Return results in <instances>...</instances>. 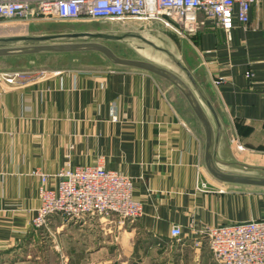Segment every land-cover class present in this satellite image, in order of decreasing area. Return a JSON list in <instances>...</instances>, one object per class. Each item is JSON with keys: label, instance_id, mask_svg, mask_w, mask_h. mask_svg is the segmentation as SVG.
<instances>
[{"label": "crops", "instance_id": "0c3cea01", "mask_svg": "<svg viewBox=\"0 0 264 264\" xmlns=\"http://www.w3.org/2000/svg\"><path fill=\"white\" fill-rule=\"evenodd\" d=\"M184 44V62L223 131L218 148L213 140V158H264V1L248 25L236 22L231 40L210 22ZM97 55L56 56L67 64L44 71L35 62L30 70L0 67V264L42 260L32 225L42 182L33 173L99 164L132 178L143 214L125 228L83 230L57 220V256L77 253L62 264H215L206 231L264 220V188L211 175L205 127L176 86ZM16 72L22 77L7 84L2 75ZM28 245L36 252L30 255Z\"/></svg>", "mask_w": 264, "mask_h": 264}, {"label": "built area", "instance_id": "2783aa9c", "mask_svg": "<svg viewBox=\"0 0 264 264\" xmlns=\"http://www.w3.org/2000/svg\"><path fill=\"white\" fill-rule=\"evenodd\" d=\"M264 0H0V21L38 23H136L160 26L182 39L203 31L208 23L231 40L234 26L250 22L253 7ZM14 85L22 76L2 75ZM217 82V84H219ZM241 151L242 146L238 147ZM41 179L40 206L33 228L50 232L54 220L78 229L133 226L143 214L133 194V180L103 165H67L57 175L33 173ZM54 178L55 187L49 186ZM57 184V185H56ZM206 188V187H205ZM173 236L181 234L175 229ZM52 235V233H51ZM204 242L215 264H264V220L208 229Z\"/></svg>", "mask_w": 264, "mask_h": 264}, {"label": "water", "instance_id": "95a60500", "mask_svg": "<svg viewBox=\"0 0 264 264\" xmlns=\"http://www.w3.org/2000/svg\"><path fill=\"white\" fill-rule=\"evenodd\" d=\"M111 45L128 47L139 59L119 56ZM174 45L170 38L156 30L29 34L0 37V61L96 53L116 69L144 71L163 78L184 94L205 127L207 167L211 175L227 184L264 188V167L225 160L218 156L213 158V140L218 148L223 133L218 115Z\"/></svg>", "mask_w": 264, "mask_h": 264}, {"label": "rangeland", "instance_id": "374dc122", "mask_svg": "<svg viewBox=\"0 0 264 264\" xmlns=\"http://www.w3.org/2000/svg\"><path fill=\"white\" fill-rule=\"evenodd\" d=\"M112 30H128V31H145V30H156L168 38H170L176 46L178 52L180 55H182L180 46H184L185 39L179 38L177 35L173 34L170 31H167L163 29L160 26H141L140 24L136 23H128V24H122V23H106V22H86V23H38V24H26V23H21V22H4L0 21V37H10V36H21V35H29L30 33L34 34H57V33H76V32H93V31H112ZM194 37V36H192ZM190 37V38H192ZM189 38V39H190ZM113 51H115L119 56L125 57V58H130V59H139L138 55L133 52L130 48L125 47V46H117V45H111L110 46ZM61 56V55H59ZM99 56V55H97ZM102 57V56H100ZM97 58V57H96ZM103 58V57H102ZM84 61H90V62H97V60H92V59H83ZM184 60V59H183ZM39 61V62H38ZM67 59H60L57 58L56 56H41L37 58H20V59H7V61H0V67L1 69L4 68H9L12 67L11 69L14 70H30L31 65L29 64L30 62H35V65L37 67H40L38 69L44 71V70H49L50 68H55L57 66H62L61 64L66 63L67 64ZM54 62V63H53ZM87 65V64H84ZM241 161L243 160V164L248 163H254V164H259V167H264V158L261 159H255L252 161H248L247 159H240ZM263 165V166H262ZM264 198V196H262ZM57 220H54L52 225L50 226V232H40L37 234L38 236V242L42 244V249L43 253L41 254L42 260L38 261L37 263L40 264H45V262L49 261L50 263H56L62 264L66 263L67 258H74L76 260L77 254L75 251L71 252L69 254V257H61L57 256L58 252L56 247H58V243L61 242L57 235L55 234L57 232ZM59 225V224H58ZM52 234H54V237L52 238ZM38 243V244H39ZM31 245V244H30ZM28 245L27 249L29 254L31 255L33 252H36V248ZM52 246L53 252H50L49 249L45 250L46 247ZM48 251V252H46ZM41 252V250H38V253ZM84 255L80 256L85 258L88 257V255L84 252ZM56 255V256H55ZM73 255V256H72ZM35 256V255H34ZM34 256L32 255V262L34 261ZM72 256V257H71ZM81 259V262L83 261ZM88 260L86 259V264H90V262H87ZM91 261V259H90ZM36 264V263H35Z\"/></svg>", "mask_w": 264, "mask_h": 264}]
</instances>
